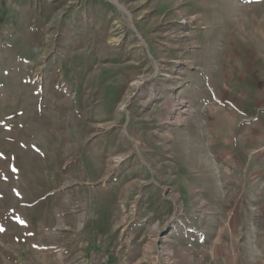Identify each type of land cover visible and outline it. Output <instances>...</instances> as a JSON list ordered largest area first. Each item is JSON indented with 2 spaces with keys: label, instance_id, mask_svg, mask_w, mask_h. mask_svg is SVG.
<instances>
[{
  "label": "rangeland",
  "instance_id": "obj_1",
  "mask_svg": "<svg viewBox=\"0 0 264 264\" xmlns=\"http://www.w3.org/2000/svg\"><path fill=\"white\" fill-rule=\"evenodd\" d=\"M0 264H264V0H0Z\"/></svg>",
  "mask_w": 264,
  "mask_h": 264
}]
</instances>
